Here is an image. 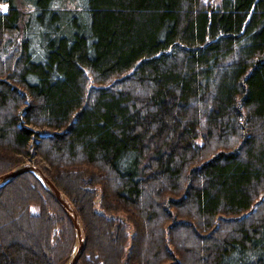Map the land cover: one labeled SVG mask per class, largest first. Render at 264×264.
Here are the masks:
<instances>
[{
    "label": "trees",
    "instance_id": "trees-1",
    "mask_svg": "<svg viewBox=\"0 0 264 264\" xmlns=\"http://www.w3.org/2000/svg\"><path fill=\"white\" fill-rule=\"evenodd\" d=\"M21 2L23 26L0 0V175L33 141L77 264H264V0ZM74 247L34 174L0 187V264Z\"/></svg>",
    "mask_w": 264,
    "mask_h": 264
},
{
    "label": "water",
    "instance_id": "water-1",
    "mask_svg": "<svg viewBox=\"0 0 264 264\" xmlns=\"http://www.w3.org/2000/svg\"><path fill=\"white\" fill-rule=\"evenodd\" d=\"M25 173H32L40 180L45 190L52 196L69 219L74 229L76 245L72 255L65 264H77L85 249V236L82 224L69 201L51 182L44 171L35 164L25 163L8 173L0 175V187L12 182L15 178Z\"/></svg>",
    "mask_w": 264,
    "mask_h": 264
},
{
    "label": "rangeland",
    "instance_id": "rangeland-1",
    "mask_svg": "<svg viewBox=\"0 0 264 264\" xmlns=\"http://www.w3.org/2000/svg\"><path fill=\"white\" fill-rule=\"evenodd\" d=\"M206 3H209L210 5H212L214 8L216 6H218L219 4V1L220 0H204ZM14 4L16 5V7L21 11L22 13V18H21V26H23L25 23H26V20L30 17L31 13L33 12V9L27 4V3H22L21 0H14ZM65 7H74V4H65L64 5ZM0 8L2 11H6L7 10V5L4 4V3H1L0 5ZM19 40V38H18ZM12 48V46H8L7 48H5V51L8 52L10 51ZM27 105L23 106L22 109H26ZM21 113V112H20ZM27 128H30V129H33L34 131H37V132H40L41 135L44 134L45 130L46 129H39V128H36L34 126H31V125H25ZM47 131V130H46ZM29 147H30V155L27 156L25 158V163H32V164H35L37 166H40L42 168V170L44 171L45 169H48V166L42 162L40 160V158L38 157L37 155V152H36V148L35 146H33V141H31L29 143ZM29 150V149H28ZM37 161H41V162H36ZM24 163V164H25ZM23 165V164H21ZM20 165V166H21ZM19 167V166H18ZM12 171V170H11ZM72 206V205H71ZM73 207V206H72ZM33 212H36V210H34ZM74 231V230H73ZM75 234V233H74ZM75 245H76V239H75ZM75 249V247H74ZM74 251V250H73ZM73 253V252H72ZM72 255V254H71Z\"/></svg>",
    "mask_w": 264,
    "mask_h": 264
},
{
    "label": "bare ground",
    "instance_id": "bare-ground-1",
    "mask_svg": "<svg viewBox=\"0 0 264 264\" xmlns=\"http://www.w3.org/2000/svg\"><path fill=\"white\" fill-rule=\"evenodd\" d=\"M72 226V225H71ZM73 228V227H72ZM74 230V229H73ZM84 252V251H83Z\"/></svg>",
    "mask_w": 264,
    "mask_h": 264
}]
</instances>
